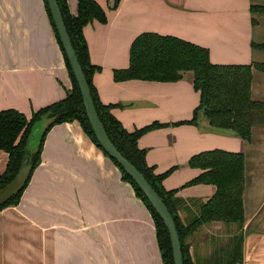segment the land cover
Listing matches in <instances>:
<instances>
[{
  "label": "crops",
  "instance_id": "obj_1",
  "mask_svg": "<svg viewBox=\"0 0 264 264\" xmlns=\"http://www.w3.org/2000/svg\"><path fill=\"white\" fill-rule=\"evenodd\" d=\"M96 1L106 21H89L83 35L91 63L100 67L92 75L99 100L112 104L129 131L168 123L142 133L137 143L155 172L174 167L162 184L177 189L181 218L216 189L185 184L201 171L189 158L211 148L242 151V264H264V145L250 146L232 130L212 127L203 114L196 124H172L190 119L199 102L191 71L174 81L113 78L114 68L127 66L130 43L142 31L205 46L215 63H264V9H251L264 7V0H119L116 7L113 0ZM67 3L75 14L77 0ZM71 85L44 0H0V109L30 117L63 98ZM6 162L0 149V173ZM223 229L220 221L203 224L196 233L204 236L191 238V254L216 249ZM0 264H163L151 211L79 121L47 130L19 201L0 209Z\"/></svg>",
  "mask_w": 264,
  "mask_h": 264
},
{
  "label": "trees",
  "instance_id": "obj_2",
  "mask_svg": "<svg viewBox=\"0 0 264 264\" xmlns=\"http://www.w3.org/2000/svg\"><path fill=\"white\" fill-rule=\"evenodd\" d=\"M57 2L88 82L99 119L115 147L145 176L168 207L180 239L182 264H242L244 153L211 148L197 152L189 158L188 164L191 167L200 168L201 171L185 184L209 183L214 184L216 189L206 201L199 203L196 211L187 213L181 218L178 214L179 199L175 195L177 189H165L162 184L163 179L174 167L160 173L155 172L154 166L149 165L145 159L146 150L139 147L137 143L142 133L168 123L153 121L132 131L127 130L111 112L112 104H104L99 100L92 84V75L100 67L92 64L89 59L83 27L93 19L105 22V10L96 0H77V12L73 14L69 10L67 0H57ZM118 2L119 0H113L112 7H116ZM44 5L63 52L72 85L63 98L33 111L30 117L15 108L0 109V149L7 152V162L0 173V187L13 178L26 158L29 157L32 164L31 171L39 164L44 135L53 124L77 120L91 140L117 165L121 177L131 183L135 193L149 208L154 219L163 264H174L166 225L142 189L116 160L108 155L96 139L47 0H44ZM251 9L262 10L264 7L253 5ZM252 45L259 44L252 43ZM253 66L264 69V63L259 62L215 63L210 60L209 50L205 46L172 34L142 31L130 43L127 66L114 68L113 78L116 81L127 79L174 81L182 77L183 71H191L193 88L199 92V102L190 119L172 122V124H196L199 114H203L212 127L230 129L240 138L251 140L253 125L264 122V102L251 96ZM45 113H48L53 120L43 134L36 152L29 155L26 143L30 128ZM24 187L7 202L1 204L0 209L17 203ZM214 221H220L224 225L223 230L226 236L210 253L199 255L193 252L191 254L189 248L194 240L191 238L196 235L199 238L203 237V234L196 231L203 227V224Z\"/></svg>",
  "mask_w": 264,
  "mask_h": 264
},
{
  "label": "water",
  "instance_id": "obj_3",
  "mask_svg": "<svg viewBox=\"0 0 264 264\" xmlns=\"http://www.w3.org/2000/svg\"><path fill=\"white\" fill-rule=\"evenodd\" d=\"M47 3L64 51L80 89L85 112L96 139L98 140L100 146L108 153V155L111 158L115 159L116 162L133 178L137 185L142 189L143 193L150 201L152 207L155 209L168 229L172 247L173 263L182 264L180 239L174 219L168 207L166 206L158 192L145 178V176L125 156L120 153V151L115 147V145L107 135L96 111L85 74L83 73L74 47L71 43L69 34L66 30L58 2L57 0H47ZM52 120L53 118L49 116L48 113H45L32 124L26 143V149L29 152V155L36 152L41 142L42 136L47 130L48 126L51 124ZM31 169L32 164L30 163L28 157L22 162L13 178L0 187V205L7 202L12 196L17 194L24 187L30 175Z\"/></svg>",
  "mask_w": 264,
  "mask_h": 264
},
{
  "label": "rangeland",
  "instance_id": "obj_4",
  "mask_svg": "<svg viewBox=\"0 0 264 264\" xmlns=\"http://www.w3.org/2000/svg\"><path fill=\"white\" fill-rule=\"evenodd\" d=\"M256 69L257 71L252 77L253 87L255 89L252 90L251 96L254 99H259L260 101L262 100L264 102L263 100L264 99V69L259 68V67ZM256 96H259V97L256 98ZM254 125H255L254 126L255 128H253V132H252L253 136L249 144L250 146L253 145V147L263 146L264 145V122L256 123ZM242 234H243V231H242ZM224 237L225 236H223V238Z\"/></svg>",
  "mask_w": 264,
  "mask_h": 264
}]
</instances>
